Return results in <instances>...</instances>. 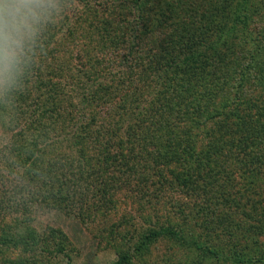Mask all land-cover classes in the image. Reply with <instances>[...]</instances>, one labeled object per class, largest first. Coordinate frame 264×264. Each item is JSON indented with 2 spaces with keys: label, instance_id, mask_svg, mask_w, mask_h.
Here are the masks:
<instances>
[{
  "label": "rangeland",
  "instance_id": "1",
  "mask_svg": "<svg viewBox=\"0 0 264 264\" xmlns=\"http://www.w3.org/2000/svg\"><path fill=\"white\" fill-rule=\"evenodd\" d=\"M146 1L151 14L156 17L160 0ZM171 1L175 14L172 18L159 11L162 17L157 18V24L162 29L165 27L161 34L176 28L194 36L214 37L224 33L233 53H228L229 61L228 55L225 57L231 74L224 79L220 77L228 83L233 79L241 81L245 102L250 105L253 101L254 107L256 104L262 106L263 82L254 78L242 82L239 75L244 73L243 65L252 71L255 70L252 62L259 64V60H264V0H246L248 3H245V7H242L244 3H239L240 0ZM153 21L156 22L155 18ZM101 28L99 34L95 29L89 31L92 34H87L91 36L88 41L95 47L103 42L100 36H105ZM197 39L201 38L197 37L195 41ZM106 41L112 43L113 39L108 37ZM126 48L130 50L132 46L124 44L123 50ZM77 50L73 48L71 52ZM236 50L240 51L239 54ZM211 63L214 60L209 61L208 67ZM112 70L116 72L118 69L114 67ZM261 72L264 74V69ZM206 74L210 73H205L202 80L207 78ZM202 80H199L200 85ZM221 93L222 90L213 100H195L190 105L197 104L198 108L193 111L194 115L186 114L183 121L176 122L179 128L176 136L180 138L177 142L173 140V147L165 148L167 152L162 145L158 146L156 141L151 140L150 131L143 140L145 133L142 126L133 128L147 113L144 105L130 114L121 115V111H114L112 113L115 115L105 116L99 125H91L92 129L95 131L101 126L98 130L103 133L121 132L127 141L122 147L119 143L112 145L104 137L105 140L100 139L95 144L90 141L88 147L85 140L86 155L74 150L70 158L72 168L82 166L86 169L83 173L85 178L74 177L76 182L72 183L68 175L79 172L70 170L68 174L69 166L57 169L55 162L50 166L56 172L49 178L35 176L34 170L29 168L25 173L21 167L12 174L9 164L15 161L17 165L21 158L8 146L14 132L5 131V125H1V122L0 186L6 176L7 187L0 188V229L3 224L5 226L0 230V264H17L22 259L30 260L25 264H121L119 259L123 254L131 256L129 264H193L194 258L196 264H264V220L258 219L264 204L260 206L261 200L253 199L264 195V182L258 185L250 183L251 173L258 167L256 159L252 158L255 153L259 154L262 143L246 136L249 139L239 147L232 144V139L240 138L244 132L239 133V127L237 131L223 109L228 102L235 103V98L239 99L240 95L233 94L230 84ZM82 120L74 123L71 131L77 129ZM155 129L157 127L151 131L156 132ZM211 147L220 150V154L214 156L220 168L234 165L237 182L228 171H222L213 180L205 177L203 172L198 174V167L191 170L194 162L195 166L206 170L200 164V158L205 157L209 148L214 150ZM248 153L254 154L245 155ZM159 154L163 157H159ZM229 154H233L232 157ZM237 154L246 166L241 168L235 163ZM61 158L66 160L65 156ZM190 173L195 175V186L185 187L182 178ZM66 180L71 184L72 191L56 203L59 197L56 189ZM11 183L20 189L16 204L3 200L4 195L7 200L12 195V191H8ZM240 187L244 196L238 198L235 191ZM208 190L213 194L214 203L208 202L211 194ZM258 193L257 196L250 195ZM214 196L218 199L215 200ZM63 200V205H60ZM248 213H251L248 218L251 223L255 222L249 225L254 227L245 232L234 230L228 235L226 221L233 219L239 222L241 216ZM22 220L29 224L28 233L25 232L26 226L20 224ZM179 225L185 227L192 241L195 239L196 244L205 243L215 252L208 251L206 256L201 255L204 249L197 251L193 243L181 244L172 235L154 236V230L175 229ZM4 231H7L6 239ZM206 233L218 237L214 239L213 236L212 241L206 240ZM25 234H31L26 243L23 238Z\"/></svg>",
  "mask_w": 264,
  "mask_h": 264
},
{
  "label": "trees",
  "instance_id": "2",
  "mask_svg": "<svg viewBox=\"0 0 264 264\" xmlns=\"http://www.w3.org/2000/svg\"><path fill=\"white\" fill-rule=\"evenodd\" d=\"M107 2L108 7L105 0H55V7L41 23L15 82L8 88L0 89V123L5 125V131L14 132L10 136L8 146L21 158L17 161L18 166L15 165V161L9 164L11 173L14 174L18 167L26 173V169L29 168L31 171L34 170L35 176L49 178L56 172L50 166L55 162L58 165L57 169L69 166L68 174L70 170L79 172V174L68 175L71 183L76 182L74 177L85 178L83 173L86 169L82 166L72 168V161H70L74 150L80 151L79 154L83 153V156L86 155L85 140L88 147H90V141L95 144L100 139L105 140L104 137H107L112 145L119 143L122 147L127 141L122 137L121 132L103 133L98 130L101 126L94 131L91 125H99V121H104L105 116L115 115L119 111L121 115L130 114L142 105L147 113L134 124L133 128L142 126L145 133L143 140L150 131L151 140L156 141V145H162L163 149L171 148L175 144L173 140L177 142L180 138L176 136L179 130L176 122L183 121L186 114L193 113L198 108L197 104L192 107L190 105L195 100L206 98L213 100L221 90L222 93L225 91V86L230 84L233 94L240 95V98L236 97L235 103L228 102L223 112L233 121L232 124L236 125H234L236 129L239 127V131L237 129L239 133L244 132L240 138L232 139V144L235 143V146L239 147L249 138L257 139V142L262 143L259 154L245 155L254 154L252 160L256 159L258 163V167H255L256 171L251 173V185L263 183L264 103L262 106L256 104L254 107L255 104L252 101L248 105V102H245L241 81L233 79L228 83L222 80L227 74H231V69L228 68L230 60L228 53H233L232 45L225 39V34L221 32L214 37L201 34L194 36V34L182 33L177 28L161 34L165 27L163 29L159 27L157 18L162 15L172 18L175 15L171 0L158 2L159 10L156 11L158 13L156 17L151 14L146 0H107ZM239 3H244L242 7H245L248 1L240 0ZM131 16L134 17L131 18ZM154 18L156 22L153 21ZM88 21L90 22L87 24ZM100 28L105 32V36H100L103 42L98 41L101 45L95 47L88 41L91 36L88 37L87 34L94 29L99 34ZM61 29H63L62 33ZM108 37L113 39L112 43L106 41ZM197 37L201 39L195 41ZM124 44L127 47L131 45L132 48L123 50ZM73 48L78 50L71 52ZM236 52L239 54L240 51L236 50ZM227 55L228 61L225 58ZM211 60H214V63L208 67ZM74 62L76 64L72 65ZM262 64H264L263 59L259 60V64L257 61L255 64L252 62L255 69L252 71L243 65L244 73L238 74L242 82L245 79L254 78L263 82L264 85ZM114 67L118 69L116 72L111 71ZM205 73L210 74H206L207 78L202 80ZM199 80H202L201 85ZM94 81L97 82L94 83ZM235 81L239 83L236 84ZM199 87L201 90H198ZM81 103L83 107L80 106ZM114 111L116 113H112ZM174 112H177L176 115L173 114ZM166 114L172 115L164 119ZM79 119L84 120L77 125V129L71 131L73 124ZM155 127L161 132L159 133L156 129V132L151 131ZM163 141L164 143H161ZM211 148L214 150L209 148L208 155L205 154V157L200 158V164L206 170H201L202 167L199 165L195 166V162L191 170L194 171L198 167L200 169L198 174L203 172L205 177L213 180L218 178L222 171H228L234 175L237 182L238 176L235 173L237 170L234 165L220 168L214 158L220 154V150ZM165 152H167L166 149ZM234 153L236 154L235 151ZM229 155L232 157L233 154ZM63 156L66 160L61 158ZM161 156L163 157L159 154V157ZM238 156L237 154L235 163L241 168L246 166V163ZM235 167L238 168L236 165ZM195 180L193 173L182 178L185 187L195 186ZM9 186L8 191H12V195L9 200L4 195L3 200L16 204L20 189L14 187L13 183ZM5 187H7L6 176L0 188ZM71 189L69 181L61 182L56 189L59 193L56 203L60 202L65 195L68 196ZM208 191L211 193L208 202L214 203L213 194L211 190ZM235 194L238 198L244 196L241 187L235 191ZM250 195L257 196L259 193ZM217 199L215 197V200ZM253 199L258 202L261 200L260 206H263L264 195L262 198L259 196ZM63 203L64 200L60 205ZM250 215L251 213L242 215L239 222L233 219L227 220L228 235L234 230L245 232L246 229L254 227L249 225ZM258 219L264 220V208L261 209ZM20 224L26 226L25 232H27L29 224L23 220ZM3 229H5L4 224L0 230ZM4 233L3 236L6 239L7 231ZM186 233L185 227L182 228L180 225L175 229L154 230L156 237L172 235L181 244H195L197 251L204 249L201 255L214 251L205 243L196 244L197 241L195 239L192 241ZM23 236L24 243L27 238H31V234ZM213 236L214 239L218 237V235L206 233V240L212 241ZM126 256L128 255L123 254L121 260L119 259L121 264L131 262V256ZM26 261L30 260H18L17 264H25ZM192 262L196 264L197 260L194 258Z\"/></svg>",
  "mask_w": 264,
  "mask_h": 264
},
{
  "label": "clouds",
  "instance_id": "3",
  "mask_svg": "<svg viewBox=\"0 0 264 264\" xmlns=\"http://www.w3.org/2000/svg\"><path fill=\"white\" fill-rule=\"evenodd\" d=\"M55 0H0V89L19 75Z\"/></svg>",
  "mask_w": 264,
  "mask_h": 264
}]
</instances>
